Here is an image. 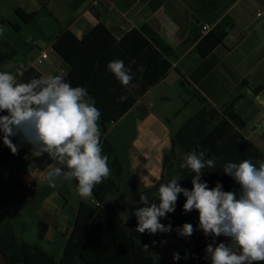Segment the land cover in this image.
<instances>
[{
	"label": "crops",
	"instance_id": "obj_1",
	"mask_svg": "<svg viewBox=\"0 0 264 264\" xmlns=\"http://www.w3.org/2000/svg\"><path fill=\"white\" fill-rule=\"evenodd\" d=\"M17 9L28 14L38 12V15L30 23H24L16 14ZM100 22L118 39L134 28L149 25L176 52L168 74L120 121L110 125L105 135L108 138L120 123L133 115V125H124L121 131L126 136L128 127L132 128L130 156L125 161L117 151L116 156L138 190L151 188L162 180L164 157L172 148V137L200 110L199 94L222 111L264 154V0H0V26L5 29L0 36V52L16 54L0 68L16 76L20 63L35 61L42 51H47L49 58L41 64L34 63L33 67L44 76L62 75L68 82L69 67L53 49L56 38L63 36L92 63L93 58L84 51L80 41ZM33 25L36 27L33 35H24ZM47 27L52 30L51 34L46 33ZM215 28L226 33L223 43L205 58H199L197 44ZM46 39L51 40L49 44ZM186 93L193 98L188 99ZM173 99L177 101L176 106L170 103ZM194 100L200 107L186 119L183 115ZM98 123L102 135L101 118ZM23 176L25 189L26 181L35 182L31 170L23 172ZM145 180L149 183H144ZM120 191L125 198H131L123 187ZM114 193L109 196L111 201ZM129 210H133L131 202ZM69 224L68 221L66 233ZM53 225L56 232L62 230V223ZM222 237L224 243H229L228 237ZM171 238L177 244L164 264L172 259L173 251L182 246L180 240L169 232L153 248H161L162 242L167 243Z\"/></svg>",
	"mask_w": 264,
	"mask_h": 264
},
{
	"label": "trees",
	"instance_id": "obj_2",
	"mask_svg": "<svg viewBox=\"0 0 264 264\" xmlns=\"http://www.w3.org/2000/svg\"><path fill=\"white\" fill-rule=\"evenodd\" d=\"M16 14L24 23H30L37 17L38 12L28 14L17 9ZM13 27L20 30L16 25ZM225 35L226 33H221L218 28L206 34L196 46L199 58H205L216 46L222 44ZM80 45L93 58V64L63 36L56 38L53 49L69 67L68 82L73 87L85 88L95 100V107L101 112L103 134L100 142L103 154L108 156L111 175L93 189V196L100 205L80 202L73 229L60 260L39 244L20 242L8 232L0 233L2 249L9 264H161L152 254V249L160 243L166 233L151 235L136 231L137 219L133 213L136 208L144 207L139 203L140 194L145 193L150 201L159 203V186L177 176L181 178L178 181L180 186L191 190L194 173L188 168H181L180 165L184 162L186 154L204 151L205 159L216 157L217 162L215 168L206 167L202 170L201 181L207 182L209 189L219 182L223 191H233L238 196L240 187L232 177L223 172V165L250 159L253 164L259 166V162L264 161V154L235 128L222 111L213 107L199 94L197 97L201 103L200 110L172 137V148L164 157L162 180L151 188L138 190L129 180L128 172L116 156L114 144L105 135L110 125L120 121L148 90L168 74L172 68L171 59L176 56V52L149 25L140 29L134 28L118 39L100 22L81 38ZM15 55V52H0V66ZM115 60L123 61L125 69L130 70L133 79L129 85L123 86L108 69V63ZM42 76L44 75L40 71L32 67L19 77L17 82L27 83ZM181 83L183 85V81ZM121 96L127 99L121 101ZM5 114L0 112V115ZM2 136L3 133L0 132V168L14 160L26 171L34 169L44 172L56 163L46 153L36 156L33 146L20 136L11 138L18 147V154L13 155L3 144ZM13 185L24 189L20 177L14 180ZM122 187L124 192H129L131 198L128 200L133 206L132 212L126 211L128 221L118 216L117 205L109 199L111 194L120 191ZM185 202L186 197L181 193L175 211L160 220L164 225L171 223V233L182 244L173 251L179 253L181 259L174 261L172 256L167 264H211L210 258H206L207 245L212 243L213 239L216 244L224 242V239L222 236L206 237L199 229L198 211L184 212ZM185 223L192 224L195 229L190 237H182L175 231ZM39 226L38 238L42 241L49 230V224L41 221ZM145 245L148 246L147 249Z\"/></svg>",
	"mask_w": 264,
	"mask_h": 264
},
{
	"label": "clouds",
	"instance_id": "obj_3",
	"mask_svg": "<svg viewBox=\"0 0 264 264\" xmlns=\"http://www.w3.org/2000/svg\"><path fill=\"white\" fill-rule=\"evenodd\" d=\"M4 32L0 26V36ZM107 67L123 86L133 79L121 60L111 61ZM126 99L120 97L121 101ZM0 112L6 113L0 115L3 144L13 155L18 154V147L11 138L20 136L33 146L36 156L46 153L56 161L57 166L47 173L51 187L75 180L78 195L90 199L93 189L111 175L108 156L103 154L100 142L101 112L85 88L73 87L62 75L20 83L12 73L0 71ZM205 155L204 151H193L186 154L180 165L194 173L191 190L181 187V178L177 176L159 186V203L150 201L145 193L140 194L139 203L144 207L133 213L136 231L151 235L171 232V223L164 225L160 220L175 211L182 193L186 197L184 212L198 211L199 229L206 237L229 238L227 244H216L213 239L207 245L206 258H210L211 264H264V161L259 166L250 159L223 165V172L240 187L237 196L233 191H223L219 182L209 189L207 182L201 181L202 170L215 168L217 162L216 157L205 159ZM175 231L190 237L195 229L185 223ZM179 259L180 254L174 252L173 260Z\"/></svg>",
	"mask_w": 264,
	"mask_h": 264
},
{
	"label": "rangeland",
	"instance_id": "obj_4",
	"mask_svg": "<svg viewBox=\"0 0 264 264\" xmlns=\"http://www.w3.org/2000/svg\"><path fill=\"white\" fill-rule=\"evenodd\" d=\"M11 19L15 20L13 16H11ZM35 28V25H33L29 29H26L24 35L30 37L33 35ZM46 33L51 34L52 30L47 27ZM50 39L52 40V38ZM50 39H46L47 44L50 43ZM0 71H5V69L0 68ZM189 88L188 86L187 89ZM186 95L188 99L193 98L187 93ZM170 103L172 106L177 105L175 99ZM199 107L200 103L197 100H194L192 103L190 102L183 116L186 119L189 118L196 114ZM133 120V115L127 117L108 136V139L115 144L117 155L124 161L130 156V140L133 132H130L132 130L131 127H128L129 134L126 136L122 135L121 131L124 125H133ZM55 166H57L56 163L53 167ZM51 168L45 173L30 169L35 182L26 181V189H20L13 185L14 180L18 177L24 178L23 172H26L25 168L19 163L13 160L7 166L0 168V233L8 232L20 242L26 241L30 244H39L57 260H60L68 241L67 236L69 235L71 224L75 222L79 204L81 201L88 202V199H83L78 195V182L75 180L65 181L62 185L51 187L47 180V173ZM112 201L118 207V216L128 221L129 216L126 214V211H129V200L124 197L123 191L114 193ZM41 221L47 222L49 228L52 227L47 237L42 241L38 238L40 232L39 222ZM68 221L71 224L68 225L66 233L65 228ZM55 222L62 223V230L60 232H56L53 228ZM176 244L177 241L171 238L167 243H163L162 247L160 246L161 248L152 249V254L161 264H164L167 261L166 256L170 258L171 249Z\"/></svg>",
	"mask_w": 264,
	"mask_h": 264
},
{
	"label": "built area",
	"instance_id": "obj_5",
	"mask_svg": "<svg viewBox=\"0 0 264 264\" xmlns=\"http://www.w3.org/2000/svg\"><path fill=\"white\" fill-rule=\"evenodd\" d=\"M261 14V13H260ZM49 58V54L47 51H42L40 56L37 57L35 59V61H31V60H26L25 62L23 63H20L18 65V68L16 70V78L18 79L19 77H21L28 69L32 68L34 63H38V64H41L43 63L44 60L48 59ZM63 72H65L63 70ZM54 165H51L48 169H50L51 167H53ZM87 202V201H86ZM88 203L92 204V205H95V206H99L100 203L99 201L94 197L92 196V198L88 199Z\"/></svg>",
	"mask_w": 264,
	"mask_h": 264
},
{
	"label": "water",
	"instance_id": "obj_6",
	"mask_svg": "<svg viewBox=\"0 0 264 264\" xmlns=\"http://www.w3.org/2000/svg\"><path fill=\"white\" fill-rule=\"evenodd\" d=\"M0 264H9L7 257L2 249L1 243H0Z\"/></svg>",
	"mask_w": 264,
	"mask_h": 264
}]
</instances>
